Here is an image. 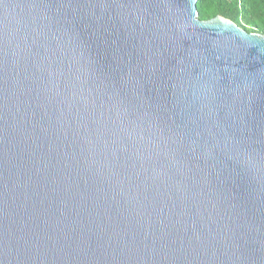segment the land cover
I'll return each instance as SVG.
<instances>
[{"label":"water","instance_id":"water-1","mask_svg":"<svg viewBox=\"0 0 264 264\" xmlns=\"http://www.w3.org/2000/svg\"><path fill=\"white\" fill-rule=\"evenodd\" d=\"M0 264H264V34L0 0Z\"/></svg>","mask_w":264,"mask_h":264},{"label":"trees","instance_id":"trees-1","mask_svg":"<svg viewBox=\"0 0 264 264\" xmlns=\"http://www.w3.org/2000/svg\"><path fill=\"white\" fill-rule=\"evenodd\" d=\"M198 18L222 15L247 32L264 34V0H196Z\"/></svg>","mask_w":264,"mask_h":264}]
</instances>
